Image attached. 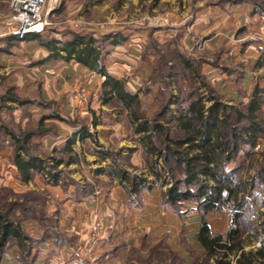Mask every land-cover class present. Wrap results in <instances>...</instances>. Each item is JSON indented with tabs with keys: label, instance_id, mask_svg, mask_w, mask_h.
Wrapping results in <instances>:
<instances>
[{
	"label": "rangeland",
	"instance_id": "1",
	"mask_svg": "<svg viewBox=\"0 0 264 264\" xmlns=\"http://www.w3.org/2000/svg\"><path fill=\"white\" fill-rule=\"evenodd\" d=\"M10 3L0 1V211L20 224L28 248L22 250L11 240L4 255L16 247L20 264H34L46 236L67 238L52 209L57 193L74 190L76 195H86L97 188H112L119 181L112 175L119 162L131 174L151 180L152 189L161 192L159 205L176 214L182 225L179 233L167 231L158 241L145 238L143 251L129 249L122 263L213 261L196 236L188 237L187 224L195 220L190 218L198 216L201 221L199 199L174 207L165 204L163 193L171 183L155 182L150 171L152 157L139 140L132 112L164 124L171 136H177L175 116L192 94L204 95L207 105L212 96L228 106L246 102L255 85L264 83V0H61L57 12L49 17L45 38L54 30L70 29L72 24L64 23L70 16L85 21L75 30L97 36L121 30L127 35L124 43H106L105 64L110 74L138 95L140 106L133 111L117 98L105 101L103 73L90 92L84 85L70 90L63 82L50 83L46 66L29 52L27 41L16 40ZM73 137L76 141L70 150ZM155 139L163 146V134ZM18 145L26 149L18 151ZM254 150L229 164L235 179L247 184L240 196L246 198L242 228L248 236V250H256L264 238V180L256 179L264 164V138ZM17 151L40 159L42 166L30 181L22 180L15 165ZM58 159L64 161L58 163ZM150 191H142L135 201L129 197L130 202H147ZM192 212L196 215H187ZM207 219L210 227L228 229L233 220L231 205L210 211Z\"/></svg>",
	"mask_w": 264,
	"mask_h": 264
},
{
	"label": "trees",
	"instance_id": "2",
	"mask_svg": "<svg viewBox=\"0 0 264 264\" xmlns=\"http://www.w3.org/2000/svg\"><path fill=\"white\" fill-rule=\"evenodd\" d=\"M33 37H40V34L31 33L26 40ZM127 38L121 30L99 36L75 31L69 39L40 41L50 51L47 59L76 60L90 70L103 73L106 78L102 95L108 97L105 101L117 98L125 108L133 111L140 106L138 95L126 89L121 78L110 74L105 64L106 43L118 45ZM183 62L189 65L187 60ZM193 96L195 94L191 95L192 98L175 116L177 136H171L164 124L151 122L135 110L132 112L135 131L139 134L146 154L152 157L150 171L156 183H171L163 193L165 204L174 207L185 200L199 199L202 212L200 228L195 236L207 256L213 257V261L207 264H264V238L256 250L246 249L249 240L242 228V209L246 198L240 196V193L247 189V184L237 181L229 168V164L240 154H253L255 146L264 138V87L257 84L247 101L240 106H228L215 96L210 98L212 102L207 105L204 95ZM232 113L236 114L235 119ZM160 134L164 135L163 146L155 142V137ZM25 138L29 140L30 134ZM75 141L74 137L70 139L68 149H72L71 145ZM23 149H26L24 145H18V151ZM18 151L15 165L22 180L30 181L35 169H40L42 164L37 156ZM63 161L57 160L58 163ZM116 164L112 175L119 178L133 201L142 191H150L154 187L147 177L133 175L121 167L119 162ZM256 179L264 180V164L257 171ZM254 183L252 181L250 185L253 187ZM226 204L232 207V223L225 233L213 232L207 215ZM24 237L20 224L0 211V264L11 240H15L22 250L28 248Z\"/></svg>",
	"mask_w": 264,
	"mask_h": 264
},
{
	"label": "crops",
	"instance_id": "3",
	"mask_svg": "<svg viewBox=\"0 0 264 264\" xmlns=\"http://www.w3.org/2000/svg\"><path fill=\"white\" fill-rule=\"evenodd\" d=\"M60 3L61 0L50 16L57 12ZM83 22L85 21L80 18L70 16L64 21L65 24H72L69 25L71 26L70 29L54 30L50 37L45 38L44 36L48 32L47 28L44 33L40 34V37H33L24 41L28 43L29 52H34L36 60L42 61L39 63L46 66L45 70L51 76L50 83L54 85L63 82V86L70 90H77L84 85V90L90 92L96 88V79L99 80L98 77L102 73L90 70L76 60L47 59L50 51L40 41L41 39L53 38L69 39L73 32L79 31L75 30L74 27ZM2 32L0 26V37L3 35ZM16 40L18 39L16 38ZM259 85L264 87V83ZM100 155L105 159L107 158L104 154ZM76 162L79 161L76 160ZM115 180H119V178L115 177ZM117 183L112 188H102L101 190L97 188L94 192L86 195H76L74 190L58 193L55 191L58 195V201L55 203V208L52 209L57 211L58 226L66 232L67 238L57 240L49 237V239L40 241L38 248L40 254L34 258V264H123L122 256L129 249H138L139 247L143 251L145 238L160 240L167 231H171L172 234L180 232L182 226L179 222L180 218H177L176 214L168 213L159 205L161 192L157 188L149 192L147 202L138 205L130 202V195L126 187L121 185L119 181ZM187 215L196 214L192 212V214ZM184 218L185 214L182 215V220ZM96 219L113 222L115 230L102 234L99 240L92 244L89 239L91 224ZM190 219H195L196 222L194 220L192 224H187L189 228L188 237H195L200 228L199 217L192 216ZM211 229L213 232L220 231L222 233L228 230L213 226ZM17 253V248L12 247L3 255L4 264H20ZM41 254H44L45 257L42 258Z\"/></svg>",
	"mask_w": 264,
	"mask_h": 264
},
{
	"label": "built area",
	"instance_id": "4",
	"mask_svg": "<svg viewBox=\"0 0 264 264\" xmlns=\"http://www.w3.org/2000/svg\"><path fill=\"white\" fill-rule=\"evenodd\" d=\"M59 5V0H11V22L15 24V35L24 41L31 33H44L50 25V14ZM106 76L103 75V79ZM113 222L96 219L91 224L90 242L96 243L102 234L112 231Z\"/></svg>",
	"mask_w": 264,
	"mask_h": 264
}]
</instances>
